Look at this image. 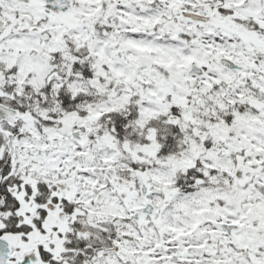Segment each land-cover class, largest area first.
Here are the masks:
<instances>
[{
  "label": "snow or ice",
  "instance_id": "1",
  "mask_svg": "<svg viewBox=\"0 0 264 264\" xmlns=\"http://www.w3.org/2000/svg\"><path fill=\"white\" fill-rule=\"evenodd\" d=\"M0 264H264V0H0Z\"/></svg>",
  "mask_w": 264,
  "mask_h": 264
}]
</instances>
